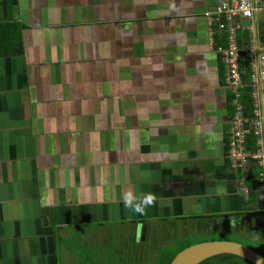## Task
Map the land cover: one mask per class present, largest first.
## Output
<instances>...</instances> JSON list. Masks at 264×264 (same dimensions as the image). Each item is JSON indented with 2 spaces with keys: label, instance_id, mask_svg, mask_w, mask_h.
<instances>
[{
  "label": "crops",
  "instance_id": "0c3cea01",
  "mask_svg": "<svg viewBox=\"0 0 264 264\" xmlns=\"http://www.w3.org/2000/svg\"><path fill=\"white\" fill-rule=\"evenodd\" d=\"M220 2L0 0V264H78L81 243H160L182 218L264 231L225 157ZM231 26L264 48V11Z\"/></svg>",
  "mask_w": 264,
  "mask_h": 264
},
{
  "label": "built area",
  "instance_id": "2783aa9c",
  "mask_svg": "<svg viewBox=\"0 0 264 264\" xmlns=\"http://www.w3.org/2000/svg\"><path fill=\"white\" fill-rule=\"evenodd\" d=\"M261 11H264V0H221L216 8L205 14V18L212 32L214 29V32L226 33V48L214 50L219 55L222 82L232 108L225 157L238 171L243 172L250 160L261 169L259 198L264 206V49L252 45L253 41L241 50L237 48L239 28L231 26V21L236 18L251 23ZM240 31L252 35L254 29L242 28ZM241 52L247 58L244 65L239 63ZM245 90L248 92L246 96ZM248 116L251 117L250 123ZM247 147L254 149L249 151ZM239 189L246 197L247 188L241 179Z\"/></svg>",
  "mask_w": 264,
  "mask_h": 264
},
{
  "label": "trees",
  "instance_id": "16d2710c",
  "mask_svg": "<svg viewBox=\"0 0 264 264\" xmlns=\"http://www.w3.org/2000/svg\"><path fill=\"white\" fill-rule=\"evenodd\" d=\"M245 38V34L242 32L241 34L236 35V42L237 47L241 48L243 45L241 44L240 40ZM212 42L214 45L217 46V48L224 50L227 46L226 41V33L223 31L216 30L214 32L213 29V35H212ZM219 61V59H218ZM247 62L246 55L244 53H240L239 63L241 65H244V63ZM219 63L218 69H219V76L222 77V66ZM245 96L248 94L247 90H245ZM249 151H253L254 147H247ZM237 174L238 178L243 181V186L247 188V195L245 197V205L257 207L255 209H252L249 213L250 215H256L260 216V218H264V206L261 204V200L259 198V187H260V173L261 169L254 163L253 160H250L245 170L238 171ZM248 213V214H249ZM217 217H202V220H207V225H205L207 231L210 230L208 228L209 226L215 225L219 226V229L221 228L223 230V227L226 229L228 228V225H226L225 222H222L218 219H215ZM259 218V217H258ZM179 219V218H178ZM181 220V219H180ZM181 221L189 222V218H182ZM191 223V222H189ZM226 225V226H225ZM223 226V227H222ZM193 228V227H192ZM214 230H217L216 228ZM238 230V229H237ZM237 235H240V237H243L242 234L239 232ZM238 238V237H237ZM244 238V237H243ZM246 239L240 240V238L234 240L232 238L229 239H215L213 237L209 238H203V239H196V238H186L183 237L181 239L176 240L171 245L168 243H165L164 245H158L153 251H150L147 255V258L143 260V263L140 264H169L173 257L182 249L185 247H188L190 245L200 243V242H207V241H233L240 244H243L247 246L248 248L254 250L258 254H260L262 257H264V239L260 240H253L252 237H245ZM247 241V242H246ZM63 244L67 245V242L64 241ZM125 246V243H123ZM106 246V253H102L103 250H98L93 248L91 252L86 248L85 242L81 243L80 247L83 251H86L84 254H82L81 258H79L78 264H134L131 262L130 257L126 256L125 253L119 252V250L124 249L121 247L119 242L112 243L111 245H105ZM197 264H252L249 261L235 256L231 254H221L216 255L210 258H206L202 261H200Z\"/></svg>",
  "mask_w": 264,
  "mask_h": 264
},
{
  "label": "rangeland",
  "instance_id": "374dc122",
  "mask_svg": "<svg viewBox=\"0 0 264 264\" xmlns=\"http://www.w3.org/2000/svg\"><path fill=\"white\" fill-rule=\"evenodd\" d=\"M236 191L239 192L240 196H242V192L240 191L239 188H237V186H235ZM204 224H206V222H203V224L200 226V228L196 227L195 230L193 231L191 228L192 224L189 222H185V224H175L173 225L171 231L169 233H162V241H160V243H155L154 240H150L149 239V245L147 244V239L145 238L141 241L142 237H138L136 242H134L131 239H125V238H120L119 244L121 245L122 248H124L125 250H129V249H136L137 250V255H141L139 253V250H152L155 249V246L158 245H164L165 243H168L169 245H171L173 242H175L178 239H181L183 237L186 238H196V239H203V238H209V237H213L215 239H229L232 238L234 240L240 238V240H244L246 239L244 236L240 237V235H237L239 233V231L237 230V225H229L228 224V228L226 229L225 227H223V230L220 228L219 226H209L208 228H210L209 231L205 230L206 227L204 226ZM227 225V224H226ZM225 225V226H226ZM217 230H214V229ZM241 233V231H240ZM263 234V235H262ZM254 235V234H253ZM262 236V237H261ZM238 237V238H237ZM252 238H255V240H260V239H264V231H261L257 234L253 236H249ZM131 243L130 245L127 246V244ZM247 242V241H246ZM123 243H125V246L123 245Z\"/></svg>",
  "mask_w": 264,
  "mask_h": 264
},
{
  "label": "water",
  "instance_id": "95a60500",
  "mask_svg": "<svg viewBox=\"0 0 264 264\" xmlns=\"http://www.w3.org/2000/svg\"><path fill=\"white\" fill-rule=\"evenodd\" d=\"M221 254L241 257L252 264H264V257L247 246L233 241L200 242L180 250L169 264H197Z\"/></svg>",
  "mask_w": 264,
  "mask_h": 264
},
{
  "label": "clouds",
  "instance_id": "9594fccd",
  "mask_svg": "<svg viewBox=\"0 0 264 264\" xmlns=\"http://www.w3.org/2000/svg\"><path fill=\"white\" fill-rule=\"evenodd\" d=\"M238 32L241 34L242 32L245 34V38L244 39H242V40H240V42H241V44L243 45L241 48H239L240 50L245 46V45H250V42H252V40H251V38H252V35H249V34H247L246 32H244V31H240V30H237V33H236V35L238 34ZM211 35H213V32H211ZM237 43V42H236ZM253 43H254V41H253ZM253 43H252V45H253ZM258 46V45H257ZM259 48H263V47H260V46H258ZM238 48V47H237ZM264 49V48H263ZM242 53V52H241ZM220 62V61H219ZM221 78V80H222V77H220ZM232 109V108H231ZM154 199H155V197L154 196H152V195H148V196H146L145 198H144V200H143V204H146V205H150V204H152L153 203V201H154ZM132 201H133V197L131 196V193H128V194H126V196H125V204H126V206H133L132 205ZM134 210L135 211H137V212H141V213H143V211H144V209H143V207H142V205L141 204H136L135 206H134ZM150 252V251H149Z\"/></svg>",
  "mask_w": 264,
  "mask_h": 264
},
{
  "label": "flooded vegetation",
  "instance_id": "af4514ba",
  "mask_svg": "<svg viewBox=\"0 0 264 264\" xmlns=\"http://www.w3.org/2000/svg\"><path fill=\"white\" fill-rule=\"evenodd\" d=\"M205 222H206V224H204V226L207 225V220Z\"/></svg>",
  "mask_w": 264,
  "mask_h": 264
}]
</instances>
